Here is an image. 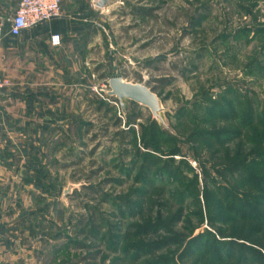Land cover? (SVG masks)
<instances>
[{"label": "rangeland", "instance_id": "rangeland-1", "mask_svg": "<svg viewBox=\"0 0 264 264\" xmlns=\"http://www.w3.org/2000/svg\"><path fill=\"white\" fill-rule=\"evenodd\" d=\"M103 7V36L79 56L74 92L60 95L73 119L56 131V187L45 197L47 231L59 233L63 247L47 252L45 264H218L216 257L235 264L242 251L229 243L240 231L231 216L254 208L264 189L253 191L248 180L250 151L264 144L262 135L244 137L243 129L207 146L191 134L207 126L208 96L236 110L234 129L248 109L264 118V0H109ZM113 75L151 88L162 122L149 108L125 100L123 109L108 95ZM91 206L104 225L87 240L76 235L77 219ZM257 210L264 214V206ZM139 226L151 232L139 235ZM176 236V244L150 249ZM69 237L89 249L69 246ZM85 254L95 259L80 262Z\"/></svg>", "mask_w": 264, "mask_h": 264}, {"label": "crops", "instance_id": "crops-1", "mask_svg": "<svg viewBox=\"0 0 264 264\" xmlns=\"http://www.w3.org/2000/svg\"><path fill=\"white\" fill-rule=\"evenodd\" d=\"M97 1L61 0L60 16L12 36L19 0H0V74L7 81L0 90V264H45V254L60 246L46 228L43 188L56 187V131L73 119L60 95L74 92L79 56L103 36L105 7ZM40 172L49 174L41 185Z\"/></svg>", "mask_w": 264, "mask_h": 264}, {"label": "trees", "instance_id": "trees-1", "mask_svg": "<svg viewBox=\"0 0 264 264\" xmlns=\"http://www.w3.org/2000/svg\"><path fill=\"white\" fill-rule=\"evenodd\" d=\"M222 99V98H221ZM207 100L209 101V105L203 106L205 108L204 114V120L207 126H203L202 128L198 129L197 132H194L191 134V137H194V140L196 142H203L206 143L207 146H210L211 143L216 144V145H223L224 139H231V138H239L241 136V131L244 129V134L242 136L248 137L252 133L254 134H261L262 138L261 141H264V118L262 119H257L256 116L254 115L255 113L253 110L248 109L245 113L247 116V119L239 120V130L234 129L235 121L237 120L235 118L236 116V110L233 109L231 106H228V108H225V106L221 107L218 105V101H215L211 98V96L207 97ZM203 104H199V107L201 108ZM184 113V112H183ZM216 115L217 117H213ZM258 116V115H257ZM264 117V114H263ZM213 119V120H212ZM218 121H214L217 120ZM226 121V124L224 125H219L220 121ZM157 122V121H156ZM214 123L216 124V127L214 126L210 128L209 125ZM228 122V123H227ZM234 122V123H232ZM223 123V122H222ZM195 125V123H194ZM156 125L152 124L151 131H155ZM146 136H142V140L145 141ZM249 154V153H248ZM250 155H253V159L251 160V169H250V177L248 180L251 181L252 184V190L256 191L257 188H259V184L262 183L264 185V176L263 177H258L257 172L264 171V165H262V162H257V159L255 157H261L264 158V144L259 145L254 147L252 151H250ZM136 161L134 160L131 169H134L136 167ZM257 165L259 167H257ZM260 168V170L258 169ZM258 170V171H257ZM49 175L46 172H40L37 174V179H39V185H41V180L44 178V176ZM98 189V188H97ZM44 191H46L48 194H54L55 193V187L53 184H45ZM252 191V192H253ZM262 194L257 195L256 197L254 196L251 200V204L254 206V208H249L247 209V206H242L241 212L236 211V214L231 216V220H233L235 223H238L237 229H240L239 232H233L234 234L232 235L233 239L230 240L229 243H234L238 245L242 251L241 255L239 258H236L235 264H248L247 260V255L252 256V261L251 264H264V214L263 212H259L257 208L260 206H264V189H262ZM122 203H124L125 208L128 207V202L126 199H121L120 200ZM89 214H85L84 216H81V218L77 219V224H79L82 228L80 230H76L77 233L76 235L79 236H85L87 240L90 239H95L97 237V234L99 233V230L103 223V219H100L96 216V210L95 208L89 207ZM92 210V211H91ZM231 211H234V208L230 209ZM125 211V210H124ZM122 213V212H121ZM233 217V218H232ZM72 221V219H71ZM136 228V227H134ZM152 228L149 227H142L139 226L136 228V231L139 235H146L149 232H151ZM56 238L60 237L61 235L58 233L55 235ZM69 240L67 241L68 245L73 246L76 249H89V246L81 241V240H75L73 241L70 237L68 238ZM179 239L178 236L174 239L169 238L168 240H159L156 242H153V246H150V249L156 250L159 249L163 246H166L168 243H177V240ZM181 241V239H179ZM218 242V240H216ZM220 244L224 242H219ZM62 244L60 246H56L55 250H53L50 253H55L60 251L62 248ZM113 250V248H111ZM99 252H97L98 254ZM96 254V253H94ZM91 254H85L80 258L81 261H90L94 260L95 256ZM53 260L55 259V256L52 257ZM218 262V264H221L223 261L220 258H215ZM228 262L233 263L234 258L231 255V252L227 255Z\"/></svg>", "mask_w": 264, "mask_h": 264}, {"label": "built area", "instance_id": "built-area-1", "mask_svg": "<svg viewBox=\"0 0 264 264\" xmlns=\"http://www.w3.org/2000/svg\"><path fill=\"white\" fill-rule=\"evenodd\" d=\"M62 14L61 0H19L18 7L10 19L9 34L18 36L29 27ZM2 25L0 23V42ZM53 43H59V36L52 37ZM7 81L0 74V90Z\"/></svg>", "mask_w": 264, "mask_h": 264}, {"label": "water", "instance_id": "water-1", "mask_svg": "<svg viewBox=\"0 0 264 264\" xmlns=\"http://www.w3.org/2000/svg\"><path fill=\"white\" fill-rule=\"evenodd\" d=\"M109 0H98L97 5L105 6ZM108 95L115 96L124 109L125 100H131L150 109L153 116L162 122L161 112L163 107L157 94L144 83H132L123 80L120 75H113L108 80ZM70 186L63 190L62 196L65 197L69 192Z\"/></svg>", "mask_w": 264, "mask_h": 264}]
</instances>
